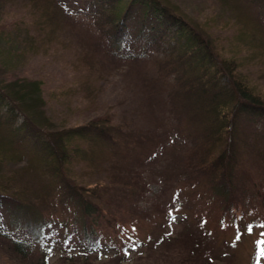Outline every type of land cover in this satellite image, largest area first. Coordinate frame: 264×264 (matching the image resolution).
Segmentation results:
<instances>
[{"label": "trees", "instance_id": "1", "mask_svg": "<svg viewBox=\"0 0 264 264\" xmlns=\"http://www.w3.org/2000/svg\"><path fill=\"white\" fill-rule=\"evenodd\" d=\"M23 2L36 34L21 20L0 37V205L10 210L0 209L4 263L48 264L55 249L56 264H121L147 246L163 264H244L239 251L250 235L245 264H253L264 241L257 171L264 168V0ZM211 26L234 31L218 42ZM61 39L81 60L92 55L102 73L133 72L145 127L108 116L73 125L35 119L24 104L45 116L41 79L13 70L26 49L46 51ZM166 146L174 166L156 177L154 153ZM153 181L165 184L149 196ZM176 211L181 224L172 234L164 226ZM34 226L53 244L36 242Z\"/></svg>", "mask_w": 264, "mask_h": 264}, {"label": "rangeland", "instance_id": "2", "mask_svg": "<svg viewBox=\"0 0 264 264\" xmlns=\"http://www.w3.org/2000/svg\"><path fill=\"white\" fill-rule=\"evenodd\" d=\"M29 8L30 7L25 4L23 0H6L1 15L2 18L0 17V30H4L2 34H0L1 38L7 31L12 33L13 30H15L16 21L18 24V21L21 20L24 21L20 24L21 26L26 25L28 27H33L36 34L37 24L31 18V14L28 12ZM183 9L196 18L201 20L205 18L202 12L191 13L187 7ZM209 31L212 32L214 36H217L218 42H224L226 37L234 31V27L221 28L211 26ZM36 41H41V39L37 37ZM53 43L52 46L55 45V47H47L48 49L46 51L40 52L34 48L26 49L28 50L26 51L27 54L22 55V58L16 62L18 67L13 70L14 74L17 76H29L31 78L41 79L42 95L46 101L44 106L45 116L48 115L50 118L48 116V118H46L40 114L31 104H24L32 108L33 116L38 122L49 125L53 121L59 125H73L83 123L91 118L108 116L113 122L122 120L126 125H131L137 130L145 127L147 123L144 118L146 107L142 102V94L135 87L133 91L130 90L134 82V74L128 67H123L119 70H117V67L111 68L110 70L105 69V73H102L99 69H95L96 65H92L94 68L92 69V55L89 57L82 55L86 60H81L79 57L81 54L77 52V48L74 44L67 43V41L63 39ZM219 45L225 47V50L222 49L224 55H229L231 53L228 46L222 43ZM32 51H34V53H31ZM94 70H96L95 75H97L98 78L94 75ZM253 72L255 73L254 68ZM4 76L6 79H9L6 73ZM258 78L259 86L264 89V78ZM94 83L98 85L101 84L100 86L102 89L96 91L100 88ZM1 111L0 109V116L4 118L5 114ZM22 118V116L19 117L16 122H20ZM170 118H168V120ZM175 141L180 143L177 137ZM174 153L175 152L170 146H166L162 148L160 152L157 151L154 153L159 161L154 172L156 177L158 173L161 172L165 174L169 171L170 166H174V164H171L170 158ZM257 171L259 175L264 178V168H257ZM162 184L165 183L162 182ZM162 184L159 181L151 182L150 186L152 190L148 195H157ZM2 207L3 209L6 208V213L10 211L7 205H0V209ZM181 213L182 211H176L171 215L170 222L164 226V228L172 232V234L175 233V229L181 224ZM6 218V223L10 224L12 222L10 221L11 217L6 216ZM12 224L14 225V223ZM29 230H31L29 235L36 242H41L42 247L53 244L51 241L45 242L43 240L46 228L39 229L34 226L29 227ZM211 234L212 236L216 235L219 238L217 240H222L224 235V233L219 230H214ZM27 235L28 234H24V239H26ZM243 237H245L243 240L244 243L241 245L239 256L240 260L245 264V261H247V251L250 250V246H252L253 242L252 236L243 235ZM2 245L3 243L0 239V264H5L3 261L5 250L2 248ZM262 245L261 255L255 258L253 264H264V241ZM105 249L109 250V248ZM145 249L146 252H143L144 248L140 252H137L138 249H136V251H129L127 256L122 259L121 264H163V256H161V253L156 252L152 254L155 251L153 250L151 252V249H149L150 252H147V246ZM140 254H142V256H140ZM57 255L58 252H56L55 249L51 250L47 255L48 264H56ZM140 257H144L142 258L143 260H146L147 257L148 262H143L140 260ZM6 263H8V261Z\"/></svg>", "mask_w": 264, "mask_h": 264}]
</instances>
